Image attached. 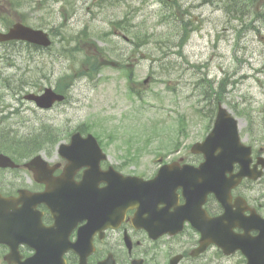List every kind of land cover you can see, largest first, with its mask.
Listing matches in <instances>:
<instances>
[{
    "label": "rangeland",
    "instance_id": "1",
    "mask_svg": "<svg viewBox=\"0 0 264 264\" xmlns=\"http://www.w3.org/2000/svg\"><path fill=\"white\" fill-rule=\"evenodd\" d=\"M176 1L164 12L157 0H46L41 9L25 6L21 11L31 24L41 22L46 28H55L63 22L58 26L61 34L53 36L51 50L35 54L30 63L26 56L3 57L0 77L18 71L31 82L55 86L59 77L78 72L87 54L103 62L128 64L133 70L132 84L141 97L130 96L124 72L106 63L95 78L76 79L67 100L56 108L31 116L23 109V117H11L7 125L28 134L37 129L40 120L68 129L93 122L104 136L111 162L119 161L121 149L131 147L137 162L126 169L149 174L155 167L153 159L167 152L177 139L178 115L185 117V136L180 143H194L206 134L209 123L202 115L212 111L200 101L201 83L206 78L217 86L227 72L231 74L230 80L236 82L225 84L227 108L236 115L232 106H248L254 116L255 109L264 105V22L254 13L241 18L227 13L224 0ZM0 4L7 2L1 0ZM256 11L264 12L261 8ZM119 19L129 23V32L114 24ZM185 24L191 31L180 52L177 45ZM82 29L87 37L80 36ZM73 35L76 40L70 37ZM75 43L81 49H63ZM5 47L9 46H0V53ZM5 102L8 110L17 106L9 95ZM198 107L201 113L195 111ZM237 117L240 128L246 129L248 119ZM262 132L256 129L260 138ZM246 140L250 141L248 135Z\"/></svg>",
    "mask_w": 264,
    "mask_h": 264
},
{
    "label": "flooded vegetation",
    "instance_id": "2",
    "mask_svg": "<svg viewBox=\"0 0 264 264\" xmlns=\"http://www.w3.org/2000/svg\"><path fill=\"white\" fill-rule=\"evenodd\" d=\"M17 21H22L18 14L13 22ZM7 43L25 52L40 49L20 40ZM23 97L16 98L13 109H26L28 114L42 111ZM7 114L0 108V154L12 161L0 164V264H248L246 255L231 240L245 228L249 237H257L264 222L255 228L251 222L234 221L239 216L246 219L250 209L259 215L258 220L264 219V194L256 191L264 188L261 182L234 189L229 198L234 214L225 218L216 194L201 191L190 196L187 205L183 186L174 181L160 185L169 190L166 194L148 196L138 189L132 200L117 197L110 206L106 197L112 174L105 171L113 166L124 175L138 174L126 169L137 161L103 159L97 170L100 174L95 175L93 169L91 182L82 185L87 167L70 165L59 151L61 141L25 140L20 146L13 144L11 134H1ZM203 161L201 155L185 161H157L151 175L141 176L152 178L166 163L198 166ZM210 177L200 175L188 185L195 187L197 180ZM113 186L120 185L113 182ZM258 239L256 252L264 250V240Z\"/></svg>",
    "mask_w": 264,
    "mask_h": 264
},
{
    "label": "water",
    "instance_id": "3",
    "mask_svg": "<svg viewBox=\"0 0 264 264\" xmlns=\"http://www.w3.org/2000/svg\"><path fill=\"white\" fill-rule=\"evenodd\" d=\"M10 38L26 39V40H29L31 42L38 43V44H44V45H48L50 43V40L48 39L46 33L42 32L41 30H33V29H31L29 27H25L21 24H15L13 26V28H11L9 33H7V34H0V40L10 39ZM28 97H31V96H28ZM33 98L36 100V102L39 106L49 107L53 103L54 100H61L63 97L53 93L52 90L48 88V89H45L43 94H41L39 96H33ZM222 116H224L226 118L228 117L226 115V112L224 109L219 110L217 120H216V125L220 122ZM79 139H81L79 137V134L73 135L71 144L68 145L67 147L64 146V149L68 148L69 150H75L79 146V144L84 143V142H80ZM83 140L87 141L86 145H88V146L90 145L89 148L91 147V148L96 149L98 147L94 137H92V135H90V134ZM212 140H213L212 138H208L206 143L209 145H211V144L213 145L214 142ZM1 159H7L8 160L9 158H7L6 156L0 155V160ZM219 159H224V153L223 152L220 154ZM0 163H1V161H0ZM147 188L150 191H153L155 187H154V185H150ZM249 242H246L247 245L243 244V247L248 248L249 251H247L244 248L243 249L245 250V253L247 252L248 256L255 258L257 255L256 251L258 248L253 243H249ZM261 249L262 248H260V250L258 252L260 254H263ZM256 261H257L256 264L264 263L263 259L256 258Z\"/></svg>",
    "mask_w": 264,
    "mask_h": 264
},
{
    "label": "trees",
    "instance_id": "4",
    "mask_svg": "<svg viewBox=\"0 0 264 264\" xmlns=\"http://www.w3.org/2000/svg\"><path fill=\"white\" fill-rule=\"evenodd\" d=\"M246 1H251V5L254 6L256 0H246ZM236 4H237L236 10L241 9L239 11H242L244 9L243 5H245L246 2H245V0H240ZM255 13H256V11H255ZM81 33L84 34L86 32H85V30H82ZM82 61H83V65L87 66L88 72L82 71L81 73L77 74L76 76H81V75H84L86 73H88V74L92 73L91 74V76H92L100 70L101 62H99L95 57L85 56V58ZM66 78L72 80L74 77L69 75V76H65L64 78L60 79L57 82V86H56L59 91H64V90H67L69 88L70 83L68 82V80Z\"/></svg>",
    "mask_w": 264,
    "mask_h": 264
},
{
    "label": "bare ground",
    "instance_id": "5",
    "mask_svg": "<svg viewBox=\"0 0 264 264\" xmlns=\"http://www.w3.org/2000/svg\"><path fill=\"white\" fill-rule=\"evenodd\" d=\"M2 107H3V108H5V107L7 108V106H2ZM9 111H11V110H9Z\"/></svg>",
    "mask_w": 264,
    "mask_h": 264
}]
</instances>
